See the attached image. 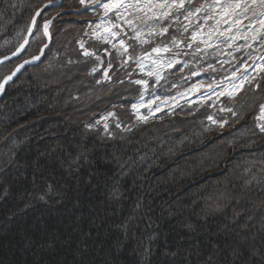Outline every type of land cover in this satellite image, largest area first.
<instances>
[{"label":"rangeland","instance_id":"rangeland-1","mask_svg":"<svg viewBox=\"0 0 264 264\" xmlns=\"http://www.w3.org/2000/svg\"><path fill=\"white\" fill-rule=\"evenodd\" d=\"M36 2L30 20L37 11L41 14L36 17L34 26L31 21L27 24L26 36L16 49L21 44L24 47L16 55H13L16 50L6 55L8 60H4L6 56L0 58L4 61L0 64V83L19 67L12 79L4 83L0 99L18 76L37 75L41 90L52 87L58 100L49 109L50 115L40 118L35 126L31 125L34 121L21 125L14 135L3 139L2 147L21 145L20 137L24 132L25 141L35 133L41 142L49 138L56 140L52 142L55 146L68 137L83 141L98 139L110 145L101 144L103 148H100L111 153L118 148L138 145L142 148L137 152L141 163L139 175L151 176L149 173H152L154 181H165L168 187L173 183V193L165 191L166 202L162 204L165 209L174 205L175 197L182 195L181 206L187 213L193 210L196 220L219 221L216 223V227H221L219 235L232 233L233 226L240 233L247 229L249 240L246 239V243L253 244L250 255L256 257L254 250L264 248V163H261L264 161V133L257 127L261 122L257 120L258 104L264 102V93L255 89L256 83L264 84L261 18L247 13L243 16L244 20L251 16L248 24L245 22L247 27L239 28L243 37H234L232 33L236 30L228 27L227 39L226 35L224 39L221 37L218 24L209 21L207 28L203 20L191 47H188L189 35L196 33V26L192 22L187 31L182 30V16L181 25L173 23L164 37H154L151 43L141 44L130 39L134 34L123 24L120 35L108 37L105 42L101 37L106 35L103 28L109 22V15L105 16L102 8H86L78 0H61L64 7L47 8L44 6L49 0L43 4L41 0ZM47 21L51 24L45 36L43 25ZM254 23L262 27H252ZM30 26L31 33L28 32ZM97 26H100V35H97ZM144 32L146 37L147 28ZM173 37L178 47H173ZM120 39L131 45L123 56L117 51ZM165 46L170 51H163ZM156 47L161 48L158 54L152 52ZM85 51L92 55H85ZM200 51H204L206 57L212 56L211 59L205 61V57H199L198 61H192ZM205 76L215 86L226 76L229 84L223 90L201 93L209 82ZM202 79L205 82L200 83ZM137 80L147 83L137 84ZM45 83L51 84L46 86ZM234 87L238 95L230 98L227 93ZM196 94L200 100L192 103L191 97H197ZM227 108H232L236 115L223 110ZM127 174L126 169L121 176ZM210 193L214 198L208 204ZM189 200H193L192 208L187 205ZM138 218L135 214V220ZM187 222L192 228V220L188 218ZM242 242L237 245H246ZM255 243L259 249L254 247ZM236 253L227 248L219 253V259L212 254L207 261L222 264V254H227L230 259L226 264H235ZM257 258V264H264V258Z\"/></svg>","mask_w":264,"mask_h":264},{"label":"trees","instance_id":"trees-1","mask_svg":"<svg viewBox=\"0 0 264 264\" xmlns=\"http://www.w3.org/2000/svg\"><path fill=\"white\" fill-rule=\"evenodd\" d=\"M11 1L15 9L0 0V58L26 36L38 3ZM8 17L11 23L4 22ZM36 77L18 76L0 99V264H209L208 257L219 259L227 248L237 252L235 264L264 258V248L250 255L246 229L240 233L233 226L232 233L219 235V221L196 220L193 210L187 213L181 206L182 195L165 209V191L173 193V183L170 188L154 181L152 173L139 175L138 145L111 153L100 146L110 145L98 139L68 137L55 146L56 140L41 142L35 133L25 141L24 132L21 145L2 147L16 127L30 121L35 126L56 105L52 87L42 91ZM192 202L187 203L191 208ZM254 247L259 249L258 243ZM221 258L226 264L230 256Z\"/></svg>","mask_w":264,"mask_h":264},{"label":"snow or ice","instance_id":"snow-or-ice-1","mask_svg":"<svg viewBox=\"0 0 264 264\" xmlns=\"http://www.w3.org/2000/svg\"><path fill=\"white\" fill-rule=\"evenodd\" d=\"M78 2L80 5L86 8H95L96 6H99L104 10L105 16H108V13L110 12L115 13L116 21L108 22L103 28V33H105L106 35L102 36L101 38L104 39L105 42H108V37H116L120 35V33L123 31L121 24L126 26L134 34L133 37H130V39H135L141 44L150 43V40L144 39L145 28H147L146 35L148 37L164 36L168 33L169 28L172 27L173 23H175L176 25H181V16H183L185 21H187L186 24L181 25L183 27V30L187 31L191 26L193 19L197 18L199 13L208 12L210 9L215 8L217 5H219L222 13L226 15H235L237 18L246 16V14L251 11L252 16L254 18H261L260 22L262 25H264V0H229L227 4L221 3V0H215L214 4L204 3L199 5L198 7L194 6L193 0H78ZM51 5L64 7L63 3H61V0H49V3L44 7L47 8ZM16 7L17 5L13 4L11 0H9V8L15 9ZM257 8L261 9V11L257 12ZM7 12L8 9L6 8L5 15H7ZM40 14V11H37L35 13V16H33L31 19V25L34 26L36 24V17ZM211 18V16H205L206 20ZM166 21H168L169 23H165ZM4 22L11 23V17L6 18ZM50 24L51 21H47L43 25L45 36L49 34L48 29ZM99 29L100 26H97V35H100ZM114 29H118L119 31H114ZM28 32H32L31 26L28 28ZM124 34L127 35V33ZM191 39L195 41L197 39V33H193ZM27 42L28 41L25 40V43ZM201 42L207 43L206 41ZM171 43L173 47H178V41L175 37L172 38ZM191 46V44L188 45V47ZM23 47L24 45L21 44L20 47L16 49V52L13 53V55H16ZM81 47H83V44H81ZM113 47L115 48L116 45L113 44ZM129 47H131V45H126L125 40L120 39L119 49L117 51L120 55L123 56L128 53ZM197 50H199V48ZM160 51L161 48L159 47L152 49V52H155L157 54L160 53ZM163 51L167 52L170 51V49L165 46L163 48ZM84 54L92 55V53H89L87 51H85ZM8 59L9 57H4V60ZM33 59H39V57H34ZM97 59H99V57H97ZM261 59H264V57H262ZM3 62V60H0V64H2ZM25 63H28V61H26ZM153 63H155V61H153ZM20 67H23V65H20ZM262 70H264V67H262ZM18 71L19 67L10 75L4 78V82L0 83V90L3 89L4 83H7L9 80H11ZM149 75H152V73H149ZM105 76L107 78V72L105 73ZM243 79L246 80L247 78L244 77ZM135 83L146 84L147 81L137 80L135 81ZM255 89L260 90L262 93H264V84L256 83ZM240 90H242V85L240 86ZM227 95L230 98H235V96L238 95V89L234 87L232 91L227 93ZM133 107L135 108L136 106L133 105ZM241 107H243V105H241ZM258 108L259 115L257 116V120L261 122L257 124V127L261 133H264V102H260L258 104ZM223 110L236 115V112H234L232 108ZM109 115L114 116L115 113H109ZM105 119H107V117H105ZM144 119H146V117ZM209 119L211 120L212 117L210 116ZM220 126L223 127V124H221ZM105 127H107V125H105ZM261 163H264V161H262ZM40 199L43 200L44 198L41 197ZM173 255H175V253H173Z\"/></svg>","mask_w":264,"mask_h":264},{"label":"bare ground","instance_id":"bare-ground-1","mask_svg":"<svg viewBox=\"0 0 264 264\" xmlns=\"http://www.w3.org/2000/svg\"><path fill=\"white\" fill-rule=\"evenodd\" d=\"M215 2V1H214ZM229 2V0H221V3H224V4H227ZM216 10H219L220 14H219V17L217 16L216 19H205V17L203 16V14H206V13H209L211 15V12L210 10L208 12H201L198 14V20L195 22L196 24H199L200 21L204 22L203 20H205L206 22L203 24L204 27H209V24L208 22L209 21H214V24L215 23H219L220 24V28L224 29L221 33V37L223 38L224 37V32L229 29L230 27L233 28L234 30H240L239 28L240 27H244L243 25H245V22L248 24V18H250L251 16H248V18L246 20H244V17L241 16L239 18H237L235 15H226L224 13H222L219 5H217L215 7ZM239 11V10H238ZM257 12L261 11V9L257 8L256 9ZM249 14H252L251 11L248 12ZM208 16V15H207ZM212 16V15H211ZM256 25H260V23H254ZM247 27V25H245ZM229 27V28H228ZM202 28V27H201ZM198 34V33H197ZM202 35H204V33H202ZM196 96H198V94H196ZM191 99H193L194 101H192V103H195L197 102L199 99V97H195V96H192ZM176 100H172V102L174 103ZM171 108V106L169 107ZM167 109V108H165ZM163 109H161L160 111H162ZM18 128V127H16ZM19 129V128H18ZM2 143V142H1ZM214 198V195L212 193H210L208 196H207V200L208 201V204L212 201V199ZM237 208H238V205H237ZM229 213V212H228ZM234 216H235V213H234ZM247 230V229H246ZM246 230H245V233H246Z\"/></svg>","mask_w":264,"mask_h":264}]
</instances>
